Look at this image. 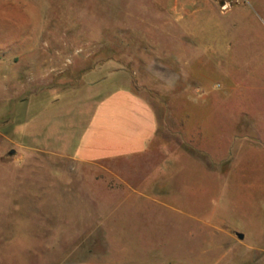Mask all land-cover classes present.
Segmentation results:
<instances>
[{
    "label": "rangeland",
    "instance_id": "rangeland-1",
    "mask_svg": "<svg viewBox=\"0 0 264 264\" xmlns=\"http://www.w3.org/2000/svg\"><path fill=\"white\" fill-rule=\"evenodd\" d=\"M185 4L0 0V264H264V0ZM93 84L131 88L178 130L192 113L190 134L204 113L207 151L175 148L208 169L162 165L148 193L126 198L120 173L139 183L151 168L113 164L115 176L58 156L57 139L79 133L65 102ZM240 94L255 98L263 135L241 118L229 136ZM252 171L248 189L238 175Z\"/></svg>",
    "mask_w": 264,
    "mask_h": 264
},
{
    "label": "crops",
    "instance_id": "crops-1",
    "mask_svg": "<svg viewBox=\"0 0 264 264\" xmlns=\"http://www.w3.org/2000/svg\"><path fill=\"white\" fill-rule=\"evenodd\" d=\"M187 1L195 2L196 0H179V3H182L181 6L186 7L185 3ZM241 94L239 95L241 97L239 101L248 103V106L242 104L244 106L240 107L239 111H233L227 117L230 120V123L226 126V130L231 131L229 136L239 134L236 129L240 126L239 120L241 118L248 120V135L252 137L263 135L261 121H259L261 114L256 106L255 98L249 95H245L247 98H242L245 96ZM69 103H75V110L78 109L79 111L77 117L79 120V133L75 136L71 132L66 137L57 139V143L62 146L58 156L71 161L73 167L78 165L100 167L115 176L116 173L111 170L113 164L129 165L131 162H136V166L139 168L135 172L137 176L141 173L143 167L151 168L150 176L139 183H134L129 177L120 173L119 179L125 188L126 198L132 191L137 195L148 193L162 173H166L162 165L168 168L172 167V169L174 167L173 172H175L176 167L181 165L198 166L200 168L205 166L207 169L209 167L207 160L193 159L186 150L175 148L180 143L195 144L200 152L207 151L206 128L209 123L206 121L209 119L207 116H203L204 113L199 114L200 120L196 125L198 126L196 132L190 134L187 127L192 124V119H194L192 113H189L183 119V124L179 126L178 130L175 125L170 126L168 123L163 122L153 104L131 88L123 87L108 91L106 86L102 84H93L89 89L80 91L79 95L74 98V102L73 100L65 102V104ZM220 114L222 113H217L212 119L213 125L211 126L217 130L221 127L220 122L224 120L223 115L220 116ZM75 126H77L76 123L71 126L72 129ZM52 139L47 134L46 140L51 142ZM216 143L223 144L221 139H217ZM46 151L49 152L48 149ZM159 154H162L164 158L161 162H157L156 159ZM212 164L220 167L223 165V161H214ZM240 165L248 168L260 166L254 161H235L234 166L240 167ZM254 173L255 171L238 175L243 178L241 179L243 183H247L246 188L248 187V189L251 188L250 184L256 182L257 176H254ZM168 174H170L169 171ZM213 174L224 177L222 170ZM247 174H250V176ZM259 182L262 183L261 180ZM239 234L241 232L236 230L235 236ZM262 235L264 241V233ZM244 240L240 246H244ZM257 251L260 250L254 249L252 252L248 251L243 254L250 257L254 256Z\"/></svg>",
    "mask_w": 264,
    "mask_h": 264
},
{
    "label": "water",
    "instance_id": "water-1",
    "mask_svg": "<svg viewBox=\"0 0 264 264\" xmlns=\"http://www.w3.org/2000/svg\"><path fill=\"white\" fill-rule=\"evenodd\" d=\"M241 239H243L244 238V236L242 235V234H239L238 235Z\"/></svg>",
    "mask_w": 264,
    "mask_h": 264
}]
</instances>
